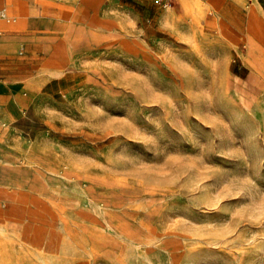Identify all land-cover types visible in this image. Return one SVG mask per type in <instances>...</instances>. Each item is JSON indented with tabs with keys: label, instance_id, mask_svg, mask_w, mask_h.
<instances>
[{
	"label": "rangeland",
	"instance_id": "374dc122",
	"mask_svg": "<svg viewBox=\"0 0 264 264\" xmlns=\"http://www.w3.org/2000/svg\"><path fill=\"white\" fill-rule=\"evenodd\" d=\"M0 0V264H264V0Z\"/></svg>",
	"mask_w": 264,
	"mask_h": 264
},
{
	"label": "built area",
	"instance_id": "2783aa9c",
	"mask_svg": "<svg viewBox=\"0 0 264 264\" xmlns=\"http://www.w3.org/2000/svg\"><path fill=\"white\" fill-rule=\"evenodd\" d=\"M161 4H164V5H169V1L168 0H158ZM8 18V16H7V13H6V11H4V10H1L0 11V19H7ZM6 123H1L0 124V136H1V129L2 128H5L6 127Z\"/></svg>",
	"mask_w": 264,
	"mask_h": 264
},
{
	"label": "crops",
	"instance_id": "0c3cea01",
	"mask_svg": "<svg viewBox=\"0 0 264 264\" xmlns=\"http://www.w3.org/2000/svg\"><path fill=\"white\" fill-rule=\"evenodd\" d=\"M2 117H3V114H2V106L0 105V124H1V123H6V124H7V122L4 121V119H3ZM6 129H7V128H2V129H1V133H2V134H1V136H2L1 138H3L4 134L6 133Z\"/></svg>",
	"mask_w": 264,
	"mask_h": 264
}]
</instances>
